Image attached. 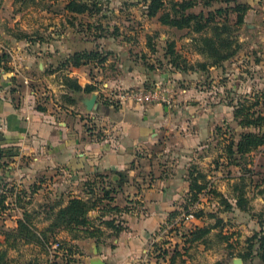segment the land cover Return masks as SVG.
<instances>
[{"label": "crops", "instance_id": "obj_1", "mask_svg": "<svg viewBox=\"0 0 264 264\" xmlns=\"http://www.w3.org/2000/svg\"><path fill=\"white\" fill-rule=\"evenodd\" d=\"M5 1L9 3L7 11L18 14L9 22V31H0V36L4 34V39L10 44L25 46L22 60L31 65L34 60H39L38 68L44 70L47 77H59L54 86L63 93L67 110H58L56 113L52 110L22 108L0 93V173L5 172V179L8 178L4 183L0 181L3 189L0 194H6L9 190L12 193L5 201L6 205H11H8L0 220L3 230L0 231V247L6 246L3 232L17 227V219L23 218L24 207L32 213L34 206L39 207L50 201L40 195L41 189L34 193L32 199H24L20 208L14 204L19 191L29 192L31 186H37L33 184L29 187L36 180L28 179L29 172H36L45 174L50 180L49 185L41 184L40 181L39 187L46 186L49 190L69 188L67 195L58 197L64 203L70 198L81 197L77 195L79 185L83 188L88 182L113 190L114 202L111 206L122 211L118 217L124 221V231L116 236L113 230L103 228L105 236L102 244H98L95 239L72 241L67 232H58V240L74 247L71 253L66 252L76 261L73 264H90L94 258H100L107 264H139L140 259L152 252L150 245L168 231V221L172 215L177 211L182 212L190 192V171L196 169L205 172L206 163L203 161L206 158L197 160L196 153L202 152L205 147L202 144L213 136L215 126L225 122V116L220 113L225 107L207 105L198 99L194 101L198 104H192L188 91H182L170 105L139 106L111 102L105 96L106 91L141 89L144 80L159 77L160 69H148L140 63L137 64L138 68L129 67L126 75H131L130 79H120L124 73L123 64L109 65V60L103 64L91 63L59 70L62 68L60 63L71 55L92 51L94 44L103 51V44L108 43L104 37H91L93 33L89 32L94 21H91L89 14L69 11L66 7L72 0H36L16 10V0ZM195 9L193 12L196 13ZM32 11L40 14L41 19L27 24V17ZM201 11L208 12L205 9ZM152 20L151 27L156 28L154 36L148 37V42L144 36H140L136 42L142 45L144 54L158 58L155 54H166V44H176L183 39L189 42L190 39L186 37H176L179 32H190L189 29L179 30L163 25L159 15ZM100 22L103 24V21ZM106 26L104 23L103 28ZM16 28L20 29L19 33H15ZM8 55L14 60L11 54ZM48 60L61 61L46 73L44 62ZM15 64L13 75L18 69ZM168 67L169 70L163 73L165 77L170 73L183 74L171 65ZM215 69L218 68L209 70ZM65 77L76 80L83 89L96 87L94 92L98 93L100 82L104 79V90L99 93L93 112L87 113L82 102L94 92L88 94L69 90L64 85ZM165 77L161 76L164 80ZM74 109L80 110L79 114L72 111ZM82 113L87 116L85 119ZM89 120L96 123L97 132L102 131V139H98L100 135H92L93 132L89 131ZM29 158L34 161L33 164H27ZM97 216L98 212L90 213L92 218ZM182 216L181 213L179 217ZM191 216L193 220L195 217ZM33 217L39 230L48 228L49 222L45 220L43 212H36ZM200 221L196 220L195 224H199L196 226L203 225L204 222ZM25 248L41 252L35 245H21L19 251L10 249L11 264H38L39 259H33L32 256L26 259L27 263L17 259L16 256ZM57 259L59 261L60 256Z\"/></svg>", "mask_w": 264, "mask_h": 264}, {"label": "rangeland", "instance_id": "obj_2", "mask_svg": "<svg viewBox=\"0 0 264 264\" xmlns=\"http://www.w3.org/2000/svg\"><path fill=\"white\" fill-rule=\"evenodd\" d=\"M93 1V0H92ZM102 4V13L94 14L90 16L97 24L103 21V24H107L104 39L108 43L103 44L104 57L110 61L109 65H116V63L123 64L124 73L121 78H132L128 74L129 67L136 68L137 64H142L148 69H160L161 74L159 77L148 78L141 84V89L150 90L156 84L169 85L174 92V99L181 95L182 91H188L187 95L192 104H198L199 102L207 103L211 106H219L221 108L220 113L224 115L225 122H220L214 128V134L207 142L202 144L205 146L202 152H197V160L206 158L203 161L204 171L207 176V181L210 186L215 188L225 197H227L233 204V209L227 210L222 206L221 201L215 196L211 195V187L208 191L200 194V200L195 205H192V212L198 209H205L209 213H217L223 224L216 230H213L209 236V242L207 245L197 246L193 245L186 254V251L190 247L191 242H185L186 236L189 229L197 227L195 224L196 218L184 220V216L179 217L176 221L168 225V231L164 236H161L160 240L154 241V244L150 245L152 252L148 253L143 259H140L139 264H171L172 258L175 256V249L179 248L181 256L176 257L175 264H234L239 258L236 257L239 251L246 247V241L255 232L260 231L264 224V146L260 147L256 151L250 153L244 157H236L239 165L229 166L227 164L225 149L229 144L230 139H239L240 134L248 133L250 129H243L238 125L235 120L234 111L239 103L246 101L250 105L255 104L254 110L259 114H264V0H230L224 2V0L214 1L211 9L216 10L219 8L228 9L234 7L236 3L249 4L251 11L248 12L246 23L237 30V40L240 43L241 51L238 56L229 62H226L223 67L215 69L214 71L208 70L207 72L199 69H192L197 62H205L206 59L196 53L194 42L191 41L194 37H199V34L193 32H179L176 37L188 38L189 42L185 39L180 40L176 43V51L180 54L183 53L189 61L188 68L191 69L187 74H172L163 76V73L169 70L170 56L155 54L158 58L150 57L148 54H144L141 50L142 45H137L138 38L144 36L148 42V37H153L156 32L153 26V20L147 17V12L144 8L146 1L144 0H99ZM181 1V0H177ZM198 7L195 9L196 13L201 9L208 11L210 8L205 7L204 4L208 0H196ZM36 0H16L17 6L14 10L24 8L27 4L35 3ZM38 3V2H37ZM41 3V1L39 2ZM95 3V2H94ZM5 0H0V31L7 33L9 31V22L15 19L17 12L7 11V5ZM170 4L167 5L169 9ZM36 11L29 12L27 17V24L35 23L40 20V14H36ZM229 15L226 19L231 24L236 19V13L231 10L228 11ZM101 23V22H100ZM92 24V25H94ZM101 25V26H102ZM233 25V24H232ZM115 28L118 29L116 32ZM15 33H19L20 29L16 28ZM103 30V31H104ZM149 32H152L149 33ZM89 33H93L91 37H96L101 31L92 30ZM149 33V34H148ZM159 33V32H157ZM210 34V31L206 32ZM4 34L0 36V56L11 54L14 60L5 62L4 66L0 67V93L15 103L19 107L33 108L36 110L45 109L46 111L58 110L66 112L65 104L67 102L63 99V93L56 88L59 77H47L44 70H40L39 60H34L31 63H27L26 60H22L25 46H16L6 42ZM144 40V41H145ZM104 43V42H103ZM95 48V44L93 45ZM142 47V48H141ZM167 50V44L165 45V51ZM34 51V50H33ZM142 56H140V54ZM106 54V55H105ZM182 55V54H181ZM137 56V58H136ZM200 56V57H199ZM135 57V58H134ZM130 59V60H127ZM141 59V61H138ZM61 60H48L44 62L45 72L48 73L49 69L57 66ZM14 62L18 68L20 74L14 73L13 67ZM8 63V64H7ZM13 63V64H12ZM107 68V67H106ZM138 68V67H137ZM44 73V75H43ZM16 75V76H15ZM51 76V75H49ZM162 77H165V80ZM45 77V78H44ZM135 78V76H133ZM25 78L28 79V84L24 82ZM47 79V80H46ZM155 79V80H154ZM163 79V80H162ZM103 81L100 82V92L104 90L102 85ZM53 85V87L51 86ZM135 89V88H134ZM14 90V91H13ZM126 90V89H124ZM196 95V96H194ZM196 99L199 102H194ZM62 102V103H61ZM231 105V106H229ZM77 114L79 111L74 109ZM234 115V119H233ZM87 116L82 113V118L85 119ZM89 128H96V123L89 120ZM27 164H33L34 161L29 158ZM33 167V166H32ZM34 175V176H32ZM38 175V176H36ZM28 176L32 184L37 186H31L29 192L24 190L26 193L20 195V197L30 196V191L35 187L40 188L38 183L49 185V177L45 174H38L36 172H29ZM32 176V178H30ZM5 172L0 173V181L4 183ZM86 184V183H85ZM79 192L77 195L85 197L87 194L86 188L91 189V186H84L83 188L79 185ZM103 186V185H102ZM105 187V186H103ZM42 189L43 198L48 200H59L58 197L67 195L69 192L68 187L62 189L49 190L48 187L44 186ZM3 189L0 187V193ZM84 193V196H83ZM100 193V192H99ZM243 195L245 209L242 211L236 207L234 198L239 195ZM5 195L4 193L0 194ZM34 195V194H33ZM30 196V197H33ZM32 199V198H31ZM36 208L40 210L38 205L32 208L36 211ZM13 207H11V210ZM42 210V209H41ZM32 211V212H33ZM191 216V214L189 215ZM201 222V221H200ZM203 222V221H202ZM1 223V222H0ZM216 219H206V225H216ZM200 226H202L200 224ZM223 231H220V230ZM0 231L2 227H0ZM219 233L223 236H228L229 239L225 240L219 236ZM60 240V239H59ZM63 241V240H60ZM157 246V247H156ZM63 249V247H62ZM66 249V248H65ZM66 251V250H65ZM42 255L44 257H42ZM30 256L39 259L38 264H54L55 259L51 258V253L48 255L37 252L32 248H25L22 252L17 255V259L23 263H27ZM58 257V256H57ZM43 260V262H41ZM71 261L76 262L73 259ZM38 261V260H37ZM256 264H261L260 261L256 260ZM61 264V263H60ZM242 264L243 261H242Z\"/></svg>", "mask_w": 264, "mask_h": 264}, {"label": "trees", "instance_id": "obj_3", "mask_svg": "<svg viewBox=\"0 0 264 264\" xmlns=\"http://www.w3.org/2000/svg\"><path fill=\"white\" fill-rule=\"evenodd\" d=\"M144 1H146L145 10L149 19L156 18L159 15L160 22L163 25L179 30L189 29L191 32L199 34V37H194L192 41L194 42L196 53L202 55L206 61L197 62L192 69H199L207 72L210 68H220L223 67L226 62L236 58L240 53L241 46L237 40L236 32L238 28H241L246 23L247 13L252 9L249 4L236 3L234 7H230V10L237 15L232 25L226 20L229 15L228 11H230L228 9L219 8L210 10L207 13L203 11L199 13L193 12L198 6L196 0ZM214 1L217 0H208L204 4V8H211ZM229 1L230 0H224V2ZM100 2L99 0H89L87 2L72 0L68 3L66 8L71 12L79 14L88 13L89 16H93L94 14L102 13V4ZM168 4H170L169 9H167ZM101 25L102 24L98 22L90 28V30L101 31L100 34H97V38L104 37V35L101 34L102 32L105 33V30L102 29L103 25ZM115 30L116 32L118 31L117 28H115ZM207 31H210V34H207ZM175 47L176 44L174 42L167 45L170 65L181 73L187 74L189 70H191L188 68L189 61L186 57L177 52ZM102 54L103 51L100 50L99 45H96L92 51L77 52L71 55L67 60L61 62L59 66L62 68L59 70H68L71 67H82L91 63L103 64L107 61V57H104ZM6 61L9 62L10 58L6 54L1 55L0 67L4 66ZM64 85L74 92L84 91L91 94L97 90L96 87L91 86L83 89L76 80L69 77L64 78ZM68 99L70 100L69 96ZM71 101L72 99L70 102ZM237 106L238 107H236L234 111L235 120L240 127L243 129H250L251 131L240 134L238 140H229V144L225 149L226 159L228 161L227 164L229 166H238L239 163L236 157L239 156L241 158L247 156L264 146V114H258L254 110L255 104L250 105L246 101H244V103H239ZM41 111H44V109H41ZM89 131L93 132L92 135H100L98 139L103 138L102 131L97 132L96 128L89 129ZM189 179L191 183L190 192L186 199V203L182 206V212H175L168 221V224L173 223L182 213L186 216L191 214L196 219L204 222L202 226L194 227L193 229H189L187 233H184V236H186V238H184L185 242H191L190 247L184 251V254L195 244L207 245L212 231L218 229L220 225L223 224V219H221L217 213H209L206 212L205 209H198L194 212L190 211L192 205L199 202L200 194L205 193V191H208L209 187H211V195L218 198L222 206L227 208V210L233 209L231 201L210 186V183L207 181V176L203 172L192 169ZM85 186H91L90 191L86 188L87 195L85 197L70 198L67 203H64L63 200H50L44 205L39 206L40 210L32 213H29L24 207L23 218L17 219V227L3 232L6 246L0 247V264L12 263L11 257L9 256L10 249L19 251L21 245H35L40 248L42 253L48 255L51 245L55 242L61 243L64 254L60 255L61 259L59 261L57 259L58 257H56L54 264H73L74 261L70 260L71 258H69L66 252L71 253L74 247L67 245L64 241L58 240L57 234L59 231L67 232L72 241L95 239L98 244L103 243V238L105 236L103 228L113 230L116 236L123 232L125 228L123 226L124 221L118 217V215L120 216V214H122V211L116 206H111L112 202H114V197L112 196L113 190L111 191L100 185L88 182ZM36 189L37 188L30 191L28 195L32 196L36 193ZM25 193L26 192L23 190L19 191V194H16V201L14 204L19 208L21 207V202L27 200V195L26 197H20V195ZM11 195V190H9L5 195L0 196V220L2 219V214H5V210L9 208L8 205H11L5 204V201ZM234 200L239 210L242 211L245 209L247 201H244L242 194L234 198ZM36 212H43L45 214V220L49 222V226L46 230H39L36 227L34 223L35 218L33 217V214ZM93 212H98V216L95 218L90 217V213ZM208 218L216 219V225H206L205 221ZM220 231L223 230L221 229ZM219 236L225 240L229 239L228 236H223L221 233H219ZM175 250V256L172 258L171 264H175L176 257L181 256L179 248ZM236 257L241 259L244 264H256V260L264 264V224L260 231L255 232L247 239L246 247L239 251Z\"/></svg>", "mask_w": 264, "mask_h": 264}, {"label": "built area", "instance_id": "obj_4", "mask_svg": "<svg viewBox=\"0 0 264 264\" xmlns=\"http://www.w3.org/2000/svg\"><path fill=\"white\" fill-rule=\"evenodd\" d=\"M20 74L19 70L16 71ZM24 82L28 84V79L25 78ZM105 96L111 102H117L120 105L133 104V105H170L174 101V92L169 85L156 84L150 90L145 89H112L105 92ZM185 220H189L192 216L184 215ZM62 245L60 242H55L51 245L50 253L51 258L55 259L63 253ZM70 258V257H69ZM52 264V263H50Z\"/></svg>", "mask_w": 264, "mask_h": 264}, {"label": "water", "instance_id": "obj_5", "mask_svg": "<svg viewBox=\"0 0 264 264\" xmlns=\"http://www.w3.org/2000/svg\"><path fill=\"white\" fill-rule=\"evenodd\" d=\"M98 98H99V93L94 92L89 97H86L83 100L82 104L87 113H91L96 109ZM90 264H107V263L100 258H94L91 260ZM234 264H242V260L241 259L236 260Z\"/></svg>", "mask_w": 264, "mask_h": 264}]
</instances>
